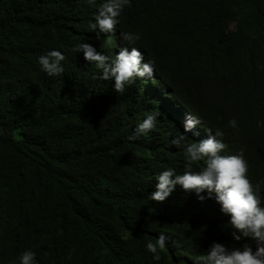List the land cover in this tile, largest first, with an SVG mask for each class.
I'll list each match as a JSON object with an SVG mask.
<instances>
[{
	"label": "trees",
	"instance_id": "trees-1",
	"mask_svg": "<svg viewBox=\"0 0 264 264\" xmlns=\"http://www.w3.org/2000/svg\"><path fill=\"white\" fill-rule=\"evenodd\" d=\"M100 3L0 0V264L25 249L38 264H156L143 245L160 232L159 264H194L213 242L255 251V240L232 238L213 199L179 186L159 204L147 196L155 174L184 171L170 140L188 113L202 123L187 142L206 138L199 125L220 129L243 151L250 179H264V0H132L98 41L89 25ZM122 31L141 39L128 45ZM77 42L137 47L153 61L158 89L136 80L116 93L71 51ZM51 49L66 57L57 77L36 63ZM155 111L151 133L128 140Z\"/></svg>",
	"mask_w": 264,
	"mask_h": 264
},
{
	"label": "clouds",
	"instance_id": "clouds-1",
	"mask_svg": "<svg viewBox=\"0 0 264 264\" xmlns=\"http://www.w3.org/2000/svg\"><path fill=\"white\" fill-rule=\"evenodd\" d=\"M131 5L132 0H102L94 14V23L89 25L95 33V39L99 41L102 34L115 32L122 12ZM120 37L128 45L141 39L135 32L122 31ZM98 49V46L95 48L88 42H77L71 49L73 53H81L89 63H94L99 71L93 75V79L111 80L116 93L124 92L126 86L136 80L141 85L146 82L158 89L154 63L137 47H121L110 52ZM65 59L60 50L51 49L40 54L36 63L47 76L57 77L64 73ZM158 116L159 111L147 113L127 139L131 141L151 133ZM201 123L191 113L184 117L183 133L178 132L170 140L171 145L184 154V171L178 174L175 169L168 167L155 174L154 191L148 194L147 199L157 204L164 202L177 186L186 192H194L201 202L213 199L219 205L220 212L229 217L228 224L234 230L232 238L245 242L253 239L257 243L253 251L248 245L242 248L226 247L222 243L213 242L206 253L196 257L194 264H264V179L255 182L250 179L249 164L243 151L234 152L229 142L220 138L224 135L220 129H204L199 125V134L206 138L198 142H187L185 134ZM261 126V121H257V127ZM227 127L237 129V120L229 119ZM146 156L156 157L155 150L148 148ZM197 163H202V166L194 169L193 164ZM166 240V234L160 232L154 240L148 239L143 245L156 264L161 261V251L165 248ZM15 264H38L36 253L31 249L23 250Z\"/></svg>",
	"mask_w": 264,
	"mask_h": 264
}]
</instances>
